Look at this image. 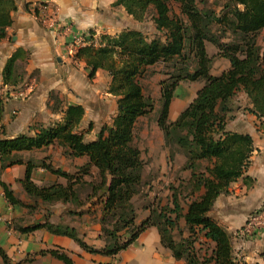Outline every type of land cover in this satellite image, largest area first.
<instances>
[{
  "label": "trees",
  "instance_id": "obj_1",
  "mask_svg": "<svg viewBox=\"0 0 264 264\" xmlns=\"http://www.w3.org/2000/svg\"><path fill=\"white\" fill-rule=\"evenodd\" d=\"M176 7V9L173 8ZM135 22L150 16L156 31L148 39L141 31L124 29L111 36L100 34L77 48L73 60L85 64L87 77L93 80L98 71L110 78L107 93L116 98V113L104 124L94 140H86L93 124L81 128L84 109L67 105L50 94L51 110L61 111L60 122L37 126V133L6 138L3 134V100L0 98V175L14 165H24L25 174L18 180L30 204H24L8 185L0 180L6 203L22 207L29 217L44 206L43 220L25 224L16 220L7 224L20 234L38 230L70 239L89 255L115 257L129 249L147 229L155 228L160 246L174 261L184 264H242L233 254L232 236L209 217L214 203L229 187L243 178L250 165L253 142L249 135L229 132L226 125L233 116L232 102L243 93L250 105L247 111L264 119V45L258 35L264 30V0H117ZM26 8L28 6L26 5ZM219 8V10H217ZM16 0H0V42L6 39ZM36 13V12H35ZM207 44L216 49L208 56ZM25 53L16 51L6 62L3 84L18 87L22 76L16 71ZM228 62L218 76L210 73L214 59ZM161 65L165 79L159 82L160 110L156 124L163 136L171 163L176 154L185 161L188 177L172 188L167 201L149 209L137 223L134 199L144 188L151 189V178L145 175L146 161L135 140L139 119L154 111L153 101L145 97L140 80L148 70ZM201 85L194 99L169 121L174 93L181 83ZM61 148L69 159L85 158L73 172L54 167L44 157L37 163H23L20 153ZM41 168L61 179L47 187L32 181V172ZM246 185L252 181L243 178ZM61 205L64 212L57 222L48 218L49 207ZM99 225L96 240L88 244L72 226L82 217ZM38 258L49 257L60 264H74L63 248L40 250ZM26 258L17 264H25ZM0 264H12L0 247Z\"/></svg>",
  "mask_w": 264,
  "mask_h": 264
},
{
  "label": "crops",
  "instance_id": "obj_2",
  "mask_svg": "<svg viewBox=\"0 0 264 264\" xmlns=\"http://www.w3.org/2000/svg\"><path fill=\"white\" fill-rule=\"evenodd\" d=\"M116 1L16 0L17 10L12 15L11 27L7 29L6 39L0 42V98L4 105L1 124L6 138H15L22 134L32 137L37 133V126L46 127L60 122L63 115L61 111L52 112L53 102L50 94H54L60 100V110L67 105L83 107L84 118L81 128L84 129L89 124H93V130L89 134L92 138L88 139L89 135L86 137L88 141L94 140L100 128L110 123L116 113L115 109L112 117H107L108 104L112 103L116 106V98L107 93L106 85H109L110 78L100 70L93 80H89L85 64L73 60V55L77 48L84 45V43L75 45V40H83V38L89 40L90 33H94V37L100 34L114 36L124 29L134 28L136 22L124 9L113 7ZM44 7H47L48 14L55 15L58 26H61L60 30L47 28L40 22L39 16ZM18 50L25 53L23 60H19L16 65V71L22 73L23 78L22 83L13 88L3 84L2 72L6 62ZM228 67L229 64L224 71ZM105 76L107 78L103 80L102 77ZM195 84L191 83L194 88H192L190 102L201 87ZM25 88H28L30 92L26 99L13 97L16 91ZM237 96L236 99L244 107L240 104L233 107V118L228 121L226 130L249 135L252 138L253 152L250 165L243 175V178L252 181V185H246L243 178L232 183L228 193L218 197L209 217L231 234L233 254L240 263L264 264V231L253 237H244L239 233L247 218L264 205V119L258 120L247 111L250 105L243 93ZM171 105L169 121L173 122L187 105L178 104L174 109ZM89 113L91 115L88 117ZM99 121L103 122L102 126L93 132ZM59 150L61 151V148ZM18 156L23 163H37L46 157L47 161L55 167L52 147L20 153ZM71 160H73V169L71 171L62 169L63 171L73 172L75 167L85 163V158ZM24 174V165H14L2 171L0 180L10 187L19 200L24 204H30L18 184V180H21ZM32 181L39 187H47L56 182L63 183L61 179L41 168L32 172ZM62 212H64L62 207L50 210L49 220L57 222ZM42 216L29 217L25 208L10 207L4 200L0 188V247L7 253L12 264L30 258L40 250L56 247L66 250L74 264H184L182 261H174L170 253L160 246L155 228L147 229L129 249L115 257L86 254L70 239L51 235L45 230L20 234L7 228V224L12 221L24 219L25 224H33L43 220ZM89 221L90 219L84 216L72 226L81 236H84L88 244L96 245L99 225L95 223L94 226L96 241H89L85 230L89 227ZM45 259L44 264H60L49 257Z\"/></svg>",
  "mask_w": 264,
  "mask_h": 264
},
{
  "label": "rangeland",
  "instance_id": "obj_3",
  "mask_svg": "<svg viewBox=\"0 0 264 264\" xmlns=\"http://www.w3.org/2000/svg\"><path fill=\"white\" fill-rule=\"evenodd\" d=\"M223 1L224 0H218L220 5L223 3ZM173 8L176 9L175 6H173ZM217 10H219V8ZM132 29L140 30L148 39H152L156 35V31L154 30V26L150 16H148L142 23L136 22V25H134V28ZM258 38V43L263 46L264 30L259 33ZM206 51L208 56H213L216 53V49L209 44H207L206 46ZM227 66L228 62L226 60L215 58L210 73L211 75L215 74L218 76V74L222 73ZM162 71L163 67L161 65H157L149 69L145 77L139 81L144 96L149 97L153 101L154 111L147 117L139 119L135 128L136 144L142 152L143 160L147 162L145 175L151 178V189L148 190V187L144 188L141 195L137 196L133 201L138 216L137 223L141 222L148 215L149 209H154L158 203L164 204L168 199L170 190L172 188L178 187V185L183 183L189 175L187 171L182 170L185 159L181 154H176L171 163L168 161V151L164 147L163 136L161 135L162 133L157 128L156 119L160 110L159 82L165 79ZM21 76L23 78L22 73ZM106 76L102 77V79L105 80L107 77H109ZM198 85L201 86L198 83L195 84V86ZM192 86L191 83L188 82L181 83L179 85L175 92L173 103L171 105L173 106V109L178 104H183L184 106H186L188 102H190L192 96V88H194V86ZM106 88H108V85H106ZM236 98L233 100L232 106L236 107L238 104H240L242 107H244ZM108 106L107 117H112L113 113H115L116 106L112 105V103H109ZM242 112H245V110H242ZM90 115L91 113H89L88 117ZM102 121L96 123L97 125L95 126L93 132H96V130H98L102 126ZM108 122L109 121L107 120V123ZM91 138L92 135H89L88 139ZM52 153L53 157H55V167H59L63 170L68 171H71L73 169V160L64 156L62 154V151L59 150V147H53ZM147 206H150L149 209H147ZM60 207L62 206L55 205L53 207H49V211L56 210V208ZM45 211L46 209L43 206L39 210H36L35 213L36 215L42 216L44 215ZM95 223V220L93 219L92 221L91 219L89 221V227L85 229L88 233L89 241H96L94 239L96 235L94 229ZM76 225L79 226L80 223H76ZM82 230H84L83 227ZM97 244H99V242H96V245ZM45 262V258H38L35 255H31L30 259H28L25 264H44Z\"/></svg>",
  "mask_w": 264,
  "mask_h": 264
},
{
  "label": "built area",
  "instance_id": "obj_4",
  "mask_svg": "<svg viewBox=\"0 0 264 264\" xmlns=\"http://www.w3.org/2000/svg\"><path fill=\"white\" fill-rule=\"evenodd\" d=\"M40 22L47 28L60 30L61 26H58L56 17L54 14L47 13V7L42 8V13L39 16ZM75 45L83 44V40H75ZM28 88L16 91L13 94L14 98L24 100L29 95ZM264 231V205L262 208L254 213H252L246 220L244 227L239 231V233L244 237H253L255 234Z\"/></svg>",
  "mask_w": 264,
  "mask_h": 264
},
{
  "label": "water",
  "instance_id": "obj_5",
  "mask_svg": "<svg viewBox=\"0 0 264 264\" xmlns=\"http://www.w3.org/2000/svg\"><path fill=\"white\" fill-rule=\"evenodd\" d=\"M89 39V38H88Z\"/></svg>",
  "mask_w": 264,
  "mask_h": 264
}]
</instances>
